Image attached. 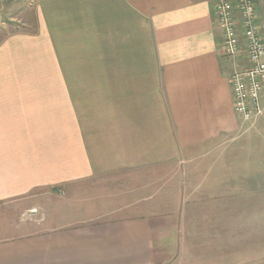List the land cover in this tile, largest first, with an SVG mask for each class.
<instances>
[{"label": "crops", "instance_id": "0c3cea01", "mask_svg": "<svg viewBox=\"0 0 264 264\" xmlns=\"http://www.w3.org/2000/svg\"><path fill=\"white\" fill-rule=\"evenodd\" d=\"M219 1L36 0L0 41V209L79 195L0 221V264H154L163 174L239 126Z\"/></svg>", "mask_w": 264, "mask_h": 264}, {"label": "rangeland", "instance_id": "374dc122", "mask_svg": "<svg viewBox=\"0 0 264 264\" xmlns=\"http://www.w3.org/2000/svg\"><path fill=\"white\" fill-rule=\"evenodd\" d=\"M256 2L264 19V0ZM35 7L36 0H0V41L33 31ZM170 170V177L161 179V208L151 211L154 264H264V114L249 123L240 120L233 135L187 151ZM101 185L106 191L114 186L106 178L76 188ZM72 188L62 194L40 191L16 206H3L0 221L41 217L40 209H30L41 202H64L71 216L79 196Z\"/></svg>", "mask_w": 264, "mask_h": 264}, {"label": "built area", "instance_id": "2783aa9c", "mask_svg": "<svg viewBox=\"0 0 264 264\" xmlns=\"http://www.w3.org/2000/svg\"><path fill=\"white\" fill-rule=\"evenodd\" d=\"M215 14L223 31L222 55L246 59L230 83L234 114L249 123L264 114V25L258 5L256 0H221Z\"/></svg>", "mask_w": 264, "mask_h": 264}]
</instances>
